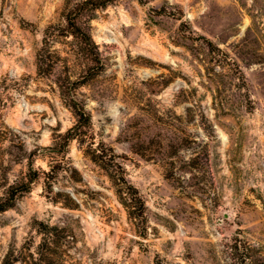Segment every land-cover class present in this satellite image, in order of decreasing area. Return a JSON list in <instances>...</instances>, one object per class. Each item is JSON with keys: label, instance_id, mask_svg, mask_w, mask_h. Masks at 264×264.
Wrapping results in <instances>:
<instances>
[{"label": "rangeland", "instance_id": "1", "mask_svg": "<svg viewBox=\"0 0 264 264\" xmlns=\"http://www.w3.org/2000/svg\"><path fill=\"white\" fill-rule=\"evenodd\" d=\"M84 1L0 0V259L37 243L38 221L63 227L67 264H243L238 231L264 253V0ZM69 16L102 65L62 36L38 68L44 29ZM63 86L140 217L76 139L57 152L75 121Z\"/></svg>", "mask_w": 264, "mask_h": 264}, {"label": "trees", "instance_id": "2", "mask_svg": "<svg viewBox=\"0 0 264 264\" xmlns=\"http://www.w3.org/2000/svg\"><path fill=\"white\" fill-rule=\"evenodd\" d=\"M111 0H103L101 4H106ZM88 1L85 0L84 4ZM72 36L76 39L86 54L89 61L101 63L98 46L95 43L91 32L77 22L76 16L66 17V24L48 25L44 29L42 47L37 52L38 68L50 66V45L55 38ZM67 100L69 107L75 117V121L64 133H59L55 142L57 152L66 155L68 144L76 139L81 146H84V154L93 162L102 167L116 186V193L121 202L128 209V214L132 218L140 217L143 214V200L139 191L125 177L124 168L118 161V155L102 140H96L91 129V115L87 111L85 104L80 102L70 91L63 86L62 93ZM53 169V166H52ZM45 174H50L46 172ZM38 173L29 175V180L23 187L28 188L30 181L38 178ZM48 183V182H47ZM51 188V182L48 183ZM11 203L5 201L0 203V210L10 207ZM136 208L140 209L137 213ZM63 227L58 224H50L38 221L36 230L40 235V240L35 243L32 239H27L19 247L10 246L0 259V264H67L63 257L66 241V234H63ZM236 233L233 242L228 245L231 253L240 258L243 264H264V253L245 239H239ZM241 242V243H239Z\"/></svg>", "mask_w": 264, "mask_h": 264}]
</instances>
